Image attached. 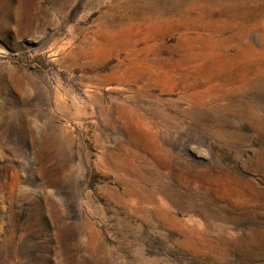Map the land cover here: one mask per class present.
Wrapping results in <instances>:
<instances>
[{
	"label": "rangeland",
	"instance_id": "1",
	"mask_svg": "<svg viewBox=\"0 0 264 264\" xmlns=\"http://www.w3.org/2000/svg\"><path fill=\"white\" fill-rule=\"evenodd\" d=\"M0 264H264V0H0Z\"/></svg>",
	"mask_w": 264,
	"mask_h": 264
}]
</instances>
